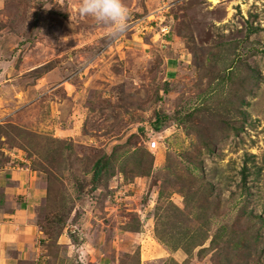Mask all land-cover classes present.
Segmentation results:
<instances>
[{
	"label": "rangeland",
	"instance_id": "obj_1",
	"mask_svg": "<svg viewBox=\"0 0 264 264\" xmlns=\"http://www.w3.org/2000/svg\"><path fill=\"white\" fill-rule=\"evenodd\" d=\"M123 3L109 34L0 0V167L39 191L43 264H264V0Z\"/></svg>",
	"mask_w": 264,
	"mask_h": 264
},
{
	"label": "crops",
	"instance_id": "obj_2",
	"mask_svg": "<svg viewBox=\"0 0 264 264\" xmlns=\"http://www.w3.org/2000/svg\"><path fill=\"white\" fill-rule=\"evenodd\" d=\"M12 169L15 167H0V264H43L41 245L38 244V238L42 235H39V228L31 220L32 207L39 191L29 186L25 188L26 183L14 186L11 179L15 175L10 173ZM35 232L39 237L31 239ZM18 255L22 263L18 261ZM96 264L111 262L98 261Z\"/></svg>",
	"mask_w": 264,
	"mask_h": 264
},
{
	"label": "clouds",
	"instance_id": "obj_3",
	"mask_svg": "<svg viewBox=\"0 0 264 264\" xmlns=\"http://www.w3.org/2000/svg\"><path fill=\"white\" fill-rule=\"evenodd\" d=\"M77 12L80 16L91 17L98 24L107 26L109 34L122 32L129 16L123 0H79Z\"/></svg>",
	"mask_w": 264,
	"mask_h": 264
},
{
	"label": "trees",
	"instance_id": "obj_4",
	"mask_svg": "<svg viewBox=\"0 0 264 264\" xmlns=\"http://www.w3.org/2000/svg\"><path fill=\"white\" fill-rule=\"evenodd\" d=\"M169 37V35H168ZM187 114L189 115H186L188 119V117L190 116V112H187ZM171 118H174V119H178V118H175L173 116L169 117L168 115L166 114H163L162 116L160 115H155V119L153 120L152 122V128L155 130V131H158L159 129V126L160 124H162L163 122L171 119ZM185 118H180L178 121L181 123L184 121ZM221 122V121H220ZM222 123V122H221ZM222 127L224 128H227L228 126L224 125L222 123ZM204 143V141H203ZM209 143H204V147H205V150L207 152H210L212 153V150L214 149V147L208 145ZM101 161V163H100ZM96 169L94 171V176H97L99 174V172L106 167V162H104L103 160H101L100 158L96 161ZM242 170V187L244 188V184H245V175H244V171H245V167L243 166V168L241 169ZM247 215L252 219V218H256L255 221H258L261 219V215L260 214H255L253 213V211H249L247 213ZM246 218V217H245ZM247 220V219H246ZM245 221V220H244ZM247 222V221H246ZM245 223V222H244ZM253 238V237H252ZM252 238H244L243 236L239 235V234H236V235H233L232 239H226L224 242H223V246H225V244H229L230 242L228 241H231L232 243H230V246L231 248L235 249V248H240L242 245H243V249H247L251 243H252ZM235 260L239 261L241 258L240 256L239 257H233Z\"/></svg>",
	"mask_w": 264,
	"mask_h": 264
},
{
	"label": "built area",
	"instance_id": "obj_5",
	"mask_svg": "<svg viewBox=\"0 0 264 264\" xmlns=\"http://www.w3.org/2000/svg\"><path fill=\"white\" fill-rule=\"evenodd\" d=\"M155 141H148V146L149 148H156L155 144H154Z\"/></svg>",
	"mask_w": 264,
	"mask_h": 264
}]
</instances>
